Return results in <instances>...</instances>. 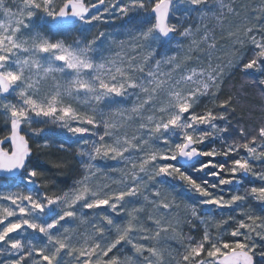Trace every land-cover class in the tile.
I'll use <instances>...</instances> for the list:
<instances>
[{
    "label": "snow or ice",
    "instance_id": "6c2138e0",
    "mask_svg": "<svg viewBox=\"0 0 264 264\" xmlns=\"http://www.w3.org/2000/svg\"><path fill=\"white\" fill-rule=\"evenodd\" d=\"M0 264H264V0H0Z\"/></svg>",
    "mask_w": 264,
    "mask_h": 264
},
{
    "label": "trees",
    "instance_id": "16d2710c",
    "mask_svg": "<svg viewBox=\"0 0 264 264\" xmlns=\"http://www.w3.org/2000/svg\"><path fill=\"white\" fill-rule=\"evenodd\" d=\"M250 75H256L255 73H250ZM245 75L241 73L240 71L234 72L230 78H228L224 85V96H227L228 94L233 95H239L240 100L237 104V112L236 117L240 118L241 116L244 117L246 124H252L259 120L261 112H260V104H261V98L259 95V92L251 87L246 88L245 90L242 89L243 81L245 80ZM221 98H224L223 96ZM249 109L254 110L251 114H249ZM38 155V153H35L33 156V163L40 166L41 169H46V167L51 168V164L48 163L49 160H57V159H70V154L63 153V152H55L53 150L52 155L46 156V162L43 163H35L34 159ZM67 173V172H66ZM67 177H62L61 180L66 181Z\"/></svg>",
    "mask_w": 264,
    "mask_h": 264
},
{
    "label": "rangeland",
    "instance_id": "374dc122",
    "mask_svg": "<svg viewBox=\"0 0 264 264\" xmlns=\"http://www.w3.org/2000/svg\"><path fill=\"white\" fill-rule=\"evenodd\" d=\"M45 157H46V155H44V154H42V153H38V155L35 157V159H34V162L35 163H43V164H45V163H47L46 162V159H45ZM69 161H70V167H69V169H67L66 171H65V174L63 175L64 177H67L68 179L65 181L66 183H71V180H72V178L75 176V174H76V171H75V169H76V167H78V165H76V161H75V159L70 155V159H69ZM51 166V165H50ZM50 169V173L49 174H53V173H55L56 172V170L54 169V168H48V167H46V169H44V170H49ZM67 172V173H66ZM62 176V177H63ZM60 179H61V177H59Z\"/></svg>",
    "mask_w": 264,
    "mask_h": 264
}]
</instances>
